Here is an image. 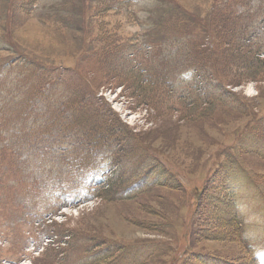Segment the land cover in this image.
<instances>
[{
  "label": "rangeland",
  "instance_id": "rangeland-1",
  "mask_svg": "<svg viewBox=\"0 0 264 264\" xmlns=\"http://www.w3.org/2000/svg\"><path fill=\"white\" fill-rule=\"evenodd\" d=\"M227 5L0 0V264H83L92 238L104 242L100 264H264V64L238 67L244 47L217 35L219 23L238 20ZM218 86L234 101H218ZM85 102L129 134L122 148L126 141L137 155L128 167L142 169L141 159L156 167L137 187L126 175L124 189L102 162L96 192L82 187L87 196L64 203L33 186L65 167L61 158L45 169L30 163L71 134L44 113L62 106L71 120ZM62 148L70 161L67 139ZM27 200L39 211L25 212Z\"/></svg>",
  "mask_w": 264,
  "mask_h": 264
},
{
  "label": "trees",
  "instance_id": "trees-1",
  "mask_svg": "<svg viewBox=\"0 0 264 264\" xmlns=\"http://www.w3.org/2000/svg\"><path fill=\"white\" fill-rule=\"evenodd\" d=\"M225 1L231 7H235L236 3L234 2V0L233 2H231L230 0ZM243 3L244 2H240L238 4ZM237 19H240V16H237ZM236 25L237 24L234 22L229 27H226L219 23L216 27L222 33L217 35L227 40V45H232L235 47L239 46L238 48L244 47V51L235 50V52H238L236 57L238 59L235 62L237 63L238 67H242L244 70H254V68L262 66L264 64V60H261L260 56L264 55V26L255 21H249L243 26L245 27L243 30H238ZM180 72H184V65L182 66ZM203 85H205L204 80ZM218 89V91H220V94L218 95V101H221V103L234 101L232 99L235 97V95L231 91L222 90L221 92L219 86ZM42 95L46 96L45 92L41 93L40 91H35L34 96L41 97ZM84 106L85 107L81 106L79 109L72 111L76 114V116L71 120H68V118L66 117V112L62 111V106L60 108L52 106L51 110L44 113L46 123L50 120H53L54 127H56V129L71 132L70 135L60 137V141L53 142L52 145L55 148L57 147L55 153L59 152L64 156L65 150L62 148L63 142L67 139L71 144L72 161L66 163V179H69V175L72 172H75L76 174H83L85 171H88V167L91 166L92 162L98 159L105 160L114 158L113 165L116 166L117 170L115 171V173L118 174L117 179L112 183V185L118 186L119 184H125L124 189L126 187V184L128 186L130 185V180H124V175L134 176L135 180H138L147 176L155 170L154 168H152L156 167L155 165L142 159L140 161H136L139 166L143 167L142 169H140V167H128V164L135 160V157L130 155H135L136 153L133 152L134 150L131 148L132 146L130 147L126 143V141L125 146L122 148L123 138L124 140H126L129 135L127 131L123 130L120 133H116L113 131V129L115 128H112V126H114L118 122L111 118L112 113L105 109L103 106L94 108L92 112H90L92 106H88L86 102L84 103ZM93 107L96 106L94 105ZM21 121H25V114H23ZM76 123L78 124V127L75 130L77 126ZM79 129H82L84 132L80 137L77 134V130ZM258 138L261 140V142L263 141L264 143V137ZM258 138L257 141L259 143V148L264 151V144L261 143ZM73 165L75 167H72ZM66 179H59L56 183L58 186L54 187L59 190L58 198L60 196H64L63 194L69 186L66 184ZM63 200L65 202L68 199L66 196H64ZM26 204L28 205L30 203L26 202ZM41 210L44 211L45 208H41ZM35 211L38 212L39 210ZM103 244V241H98L93 238L87 240L86 245L83 249V253H86L87 257H81V260H83V264L87 260L88 261L86 264H100L101 262H106L104 259L98 258V256L96 255V251ZM104 249L110 250L111 246H106Z\"/></svg>",
  "mask_w": 264,
  "mask_h": 264
}]
</instances>
